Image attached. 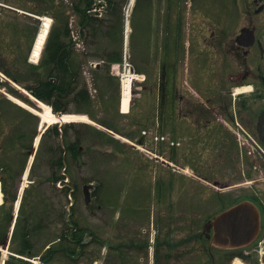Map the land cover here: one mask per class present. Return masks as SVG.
Returning a JSON list of instances; mask_svg holds the SVG:
<instances>
[{
    "label": "rangeland",
    "instance_id": "obj_1",
    "mask_svg": "<svg viewBox=\"0 0 264 264\" xmlns=\"http://www.w3.org/2000/svg\"><path fill=\"white\" fill-rule=\"evenodd\" d=\"M51 1L7 0V3L11 2V6L21 11L24 9L37 10L36 12L48 10L50 15L47 16L51 19V26L56 23L51 16L56 12L59 13L58 23L67 21L69 23L71 18L75 56L81 66L80 85L84 87V83H87L96 105L90 108L92 109L90 113L97 114L105 124L116 126L120 134L131 135L132 139L126 137L128 141L119 134H112L115 138L110 140L96 132V129L104 131L98 124L89 122L88 125L85 124L88 122L82 119L71 120L75 121L72 123H67L68 121L53 123L43 137L39 138L38 130L42 117L38 112H43V109L23 87L34 84L35 79L28 78L25 75L27 66L20 64L19 67L23 68L24 72L19 76L22 81L20 84L10 81L11 85L18 89L16 94H11L4 89L2 83L6 78L0 74V146L4 145L0 155L7 152L6 157L12 161H19V165L21 160L22 162L25 160L23 172L27 175L25 181L27 186L21 199L18 179L12 180L9 185L15 195L14 202L11 201V210L17 211L18 208L20 215L17 220V232L9 250H0V264L7 259L15 262L17 260L20 264H212L207 243L201 241L196 234L201 232L203 222L208 216L220 209V204L217 205L215 201L216 198L221 200V195L225 199L229 197V204L227 201L225 203L229 206L234 202L235 197H241L244 190H247L243 185L228 187L222 190L225 192H221L212 187L201 186L196 180H187L181 174L172 172V169L162 167L153 161L149 162L146 143L140 144L136 140L141 137V129L151 127L155 121L177 117L173 115L172 108L161 109V112L157 108L158 77L156 81H153L154 79L150 76L152 71L149 72L150 68L147 64L150 49L145 45L148 37L145 36L144 31L145 28L148 29L145 0L132 4L130 14L127 16L126 39L130 41L127 48V60L131 63L132 69L142 67L147 72L145 81L136 83V93L128 112L121 109V81L119 82V78H116L117 74L112 78L109 76L107 64L101 59V56L107 55L114 45H121L120 39L112 40L104 33L105 30L109 27L112 31V25L115 28H120L121 25L115 22L111 24L113 16L110 17L103 8L101 10L97 8L102 20L99 24L98 21L94 23L95 29L91 27L84 30L80 25L79 15L71 10V0H53L55 1L53 4ZM116 2L119 6L123 4L125 14L130 0H116ZM8 13L6 11L4 15L5 21L9 17ZM12 14L18 15V18L16 25L11 28L3 25V20L0 21V31L5 32L1 33V41L5 48L7 47L6 55L9 56L4 61L1 58L0 63L5 64V67L17 75L20 68L16 65L12 66V63L14 60V63H18V56L22 55L21 58L25 55L27 46L25 47L26 43L21 41L20 43H13V41L16 37L19 41L20 29L26 25V21L35 23L37 18L31 19L15 11H12ZM30 29L32 30V27ZM182 39H187V35L183 34ZM1 51L4 52L5 49ZM168 51L173 52V48L167 47L165 54ZM156 53L161 54L159 49ZM184 56L186 57L183 59L184 71L187 69V71L195 72V67L199 65L194 57L195 52L183 51L181 57ZM99 63L100 65H97ZM97 66H99L98 71H96ZM221 67H224L223 63ZM124 69L122 64L115 71L120 73ZM7 92L9 95L6 94ZM104 96H110L109 101L106 105H101L103 103L101 98ZM215 102H220V98ZM247 103L251 109V115L255 114L259 107H264V99L249 96ZM238 105L237 101V111ZM82 106L81 100L80 102L74 100L65 108L69 114H73ZM87 109L84 110L87 111ZM51 112L54 113V110ZM206 113L202 112V118L206 116ZM75 115H81V113ZM247 118L246 114L241 113L239 119L243 124L246 123L244 125H248ZM233 131L237 135V127H233ZM18 134H25L24 142L18 141L16 136ZM11 137L12 141H10ZM31 141L32 144L36 143L37 152L35 156L25 159L24 154H21L23 152L18 148H23V145ZM71 142H80L79 156H74L68 150V144ZM131 142L138 146H134ZM236 146L237 148L232 151L224 146V157L228 158V166L217 163L215 171L218 175L210 178L227 181L228 184L245 180L237 166L238 155L235 153L240 150L238 143ZM222 149L220 147V151ZM149 150H151L150 147ZM216 152L211 153L213 158L207 160L208 163H216L218 156ZM61 157L65 158L63 167L55 163ZM185 157L189 161L192 158L191 155ZM191 162L201 167L198 160ZM57 176L62 177L55 183L53 178ZM87 183H93L96 187L89 204L85 203L83 194V186ZM217 192L219 195L215 198ZM69 221L70 227L72 222H75L79 228L87 230L85 239L88 241V246L82 248L77 254H69V250L75 247L61 238L54 244L50 243L52 250H46L51 240L63 237V234L69 232L70 227L67 226ZM152 223H155L154 227ZM156 225L161 226L160 231L156 230ZM25 227L26 230H23ZM22 230L29 234L27 236L31 244L29 256L16 254L17 249L21 248ZM153 239L157 244L155 250L151 247ZM61 246H65V249H57ZM119 253H122L120 257ZM214 254L218 259L222 256L219 251ZM46 257L47 260L44 259ZM221 260L220 263L223 264Z\"/></svg>",
    "mask_w": 264,
    "mask_h": 264
},
{
    "label": "flooded vegetation",
    "instance_id": "obj_2",
    "mask_svg": "<svg viewBox=\"0 0 264 264\" xmlns=\"http://www.w3.org/2000/svg\"><path fill=\"white\" fill-rule=\"evenodd\" d=\"M145 10L147 30L157 33L148 43L155 44L159 40L157 36H161L165 48H175V52H168L165 57L161 107L165 110L172 108L173 115L178 116V119L157 120L149 127V162L159 163L184 178L196 180L201 186L221 192L228 187L245 185L247 191L244 190L242 197L255 202L261 214L258 239L236 250L211 247L213 229L204 231V224L228 207L225 203L229 204L230 199L221 195V200H218L219 192L214 200L217 205L220 204V209L208 216L196 236L207 241L212 264H221V257L223 264H231L233 253H238L249 264H264V242L260 244L261 240L264 241V156L259 153H235L238 155L237 166L245 179L240 183L228 184L227 181L210 178L218 175L215 171L217 163L224 166L229 162L224 157V146L230 151L235 148L238 135L233 127L237 124L235 117L240 118L241 113L248 116V125L240 120L244 132H251L264 146V125L258 127L264 107H259L251 115L248 103L239 104L237 111L232 100L236 86L248 87L249 96L264 99V0H145ZM183 34L187 35V39H182ZM179 48L195 52L199 65L195 67L193 76L189 71L184 77L186 72L181 66L184 60ZM151 58L154 60L153 55ZM222 63L224 67H221ZM186 79L193 90L188 88ZM195 93L204 96V99L196 98ZM218 98L220 102H215ZM202 112H207L204 118ZM220 147L223 148L221 151ZM25 152L29 154V149ZM213 152L218 154L216 163H208L207 160L213 158ZM186 155L192 156L190 161ZM195 160L201 163V167L192 164L191 161ZM170 161L178 164L179 168L170 165ZM187 165L191 169L189 176L184 171ZM3 169L0 167L3 198L0 203V244L6 241L14 216L9 196L13 191ZM16 178L21 183L22 172ZM152 224L154 227L155 223ZM159 227L156 225L157 231ZM214 249L222 253L219 259L213 253Z\"/></svg>",
    "mask_w": 264,
    "mask_h": 264
},
{
    "label": "trees",
    "instance_id": "obj_3",
    "mask_svg": "<svg viewBox=\"0 0 264 264\" xmlns=\"http://www.w3.org/2000/svg\"><path fill=\"white\" fill-rule=\"evenodd\" d=\"M96 0H78L75 9L81 15L82 25L84 28L89 25H93L95 22H99V19L94 16H88L86 11L92 8L93 3ZM111 11H116L115 0H108ZM93 27V26H92ZM94 28V27H93ZM30 48V41L28 43ZM70 31L67 25L61 24L53 27L51 30L46 48L43 54V58L39 65H33L25 61L27 66V72L25 75L28 78H34V84L26 85L36 97L53 104L56 111L62 107L61 101H65V98L69 93H75L74 98L78 96L84 97L86 92L84 89L79 88V62L76 60L71 52ZM27 59V57H26ZM110 61L119 60V52L112 51L109 57ZM24 63V62H23ZM18 68L19 63H13ZM0 69L8 76L12 77L17 82H21L20 75L23 73L22 69L15 75L11 69L4 67L0 64ZM32 75V76H30ZM10 91H14L11 87H8ZM69 148L77 154V148L75 144H70ZM58 165L63 166L62 157L58 160ZM86 229L78 227V224L74 223L73 228H69V232L63 234V238L72 242L74 254L78 253L86 245L85 238ZM9 264H20L18 261H8Z\"/></svg>",
    "mask_w": 264,
    "mask_h": 264
},
{
    "label": "water",
    "instance_id": "obj_4",
    "mask_svg": "<svg viewBox=\"0 0 264 264\" xmlns=\"http://www.w3.org/2000/svg\"><path fill=\"white\" fill-rule=\"evenodd\" d=\"M264 112L260 116L259 127L264 125ZM91 185L84 186L85 202L91 200ZM213 228L211 245L223 249L241 248L252 243L261 228L260 212L250 200H243L215 216L205 225V230ZM5 247V245H4Z\"/></svg>",
    "mask_w": 264,
    "mask_h": 264
},
{
    "label": "bare ground",
    "instance_id": "obj_5",
    "mask_svg": "<svg viewBox=\"0 0 264 264\" xmlns=\"http://www.w3.org/2000/svg\"><path fill=\"white\" fill-rule=\"evenodd\" d=\"M42 19H43V23L41 26V30L39 32V35L37 37V40L34 45L32 55H31L33 61H37L38 58L40 57L43 45L45 43L47 31L50 27V19L48 17H43ZM141 77H143V75L131 74L130 71L125 72L123 76V81H122V107L124 111L128 110V107L130 104L132 79L141 78ZM18 101L20 100L18 99ZM40 106L43 109V112H38L42 117V129L44 126L53 124L55 122H64V121H70V120H76V119H82V120L88 119L86 115L65 114L62 117H59L58 115L50 111V108L47 104L40 102ZM0 201H1V189H0ZM237 263L244 264L239 261H237Z\"/></svg>",
    "mask_w": 264,
    "mask_h": 264
}]
</instances>
